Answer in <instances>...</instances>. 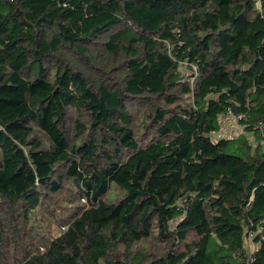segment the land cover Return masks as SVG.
<instances>
[{
  "label": "trees",
  "instance_id": "16d2710c",
  "mask_svg": "<svg viewBox=\"0 0 264 264\" xmlns=\"http://www.w3.org/2000/svg\"><path fill=\"white\" fill-rule=\"evenodd\" d=\"M260 120L264 0H0V264H264Z\"/></svg>",
  "mask_w": 264,
  "mask_h": 264
},
{
  "label": "rangeland",
  "instance_id": "374dc122",
  "mask_svg": "<svg viewBox=\"0 0 264 264\" xmlns=\"http://www.w3.org/2000/svg\"><path fill=\"white\" fill-rule=\"evenodd\" d=\"M232 116L231 115H222V116H220V117H218V119H216V124H217V130L212 134V136H213V138L214 139H217V138H219V137H225V136H228L227 134H225V133H223L224 132V130H226L227 131V133L229 134V135H231V130L233 129H235V131L237 132V133H234V135L237 137L240 133L239 132H243V133H245V132H247V135L248 136H246V135H244L245 137H247V138H250V140L252 141V142H255V140H256V138L255 139H253L252 140V138L251 137H254V135H252V134H248V131H244V129L242 128V125H240V123H239V119L238 120H235L236 121V123L235 122H233V120H232V118H231ZM236 142H238V140L237 141H235V143ZM234 143V142H233ZM217 247V240H216V238H215V235H213L212 236V238H211V249L213 250V249H215ZM232 264H235L234 263V259L232 260Z\"/></svg>",
  "mask_w": 264,
  "mask_h": 264
},
{
  "label": "built area",
  "instance_id": "2783aa9c",
  "mask_svg": "<svg viewBox=\"0 0 264 264\" xmlns=\"http://www.w3.org/2000/svg\"><path fill=\"white\" fill-rule=\"evenodd\" d=\"M193 67L196 69V66L195 65H193ZM226 115H228V116L231 115L233 117V118L232 117L231 118H232L233 122H235V123H236L235 120H238V119L240 120L242 118V116L240 114L234 113L231 110H227L226 111ZM256 127L258 129H264V121L263 120L258 121V123L256 124ZM261 135H263V133H261ZM251 236H252V233L249 234V240L251 239ZM254 259H255V257L253 255H250L247 258V260H246L245 263L246 264H249V263L253 262Z\"/></svg>",
  "mask_w": 264,
  "mask_h": 264
},
{
  "label": "crops",
  "instance_id": "0c3cea01",
  "mask_svg": "<svg viewBox=\"0 0 264 264\" xmlns=\"http://www.w3.org/2000/svg\"><path fill=\"white\" fill-rule=\"evenodd\" d=\"M242 128H243V127H242ZM224 131H226V130H224ZM234 133H237V132L235 131V129H234V130L232 129V130H231V134H234ZM239 133L241 134L242 131L239 132ZM248 134H252V135H254L252 132H248ZM245 135L248 136V135H247V132H245ZM251 138H252V140H253V139H255L256 137H255V135H254V137H251ZM253 246H254V245H253ZM248 247L251 248L250 246H248ZM252 251H254V247H253V250H252Z\"/></svg>",
  "mask_w": 264,
  "mask_h": 264
}]
</instances>
